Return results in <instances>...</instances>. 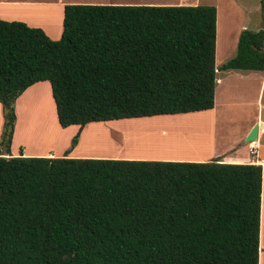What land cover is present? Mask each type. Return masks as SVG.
I'll use <instances>...</instances> for the list:
<instances>
[{"label":"trees","instance_id":"trees-1","mask_svg":"<svg viewBox=\"0 0 264 264\" xmlns=\"http://www.w3.org/2000/svg\"><path fill=\"white\" fill-rule=\"evenodd\" d=\"M217 20L68 4L59 40L0 20V264H259L261 165L11 155L16 102L41 82L61 127L80 126L71 148L91 123L214 109ZM222 70L264 72V29Z\"/></svg>","mask_w":264,"mask_h":264},{"label":"rangeland","instance_id":"rangeland-1","mask_svg":"<svg viewBox=\"0 0 264 264\" xmlns=\"http://www.w3.org/2000/svg\"><path fill=\"white\" fill-rule=\"evenodd\" d=\"M74 1L77 2H74L73 4H81V5H88V4L105 5L104 3L107 4L111 3L108 1H112V2L117 1V2H121L122 4H116V5L215 6L218 11L216 67L218 72L217 78L220 79L221 81L220 84H217V89H216V104H217L216 110L214 113H209V114L191 113V114L161 116V117H154L147 119H130V120H122V121H112L110 123L108 122L102 123L104 125L100 124L101 129H96L98 128L96 127L98 126V124H92L90 125L91 127L87 128L86 132L83 134V138L79 140L76 147L71 148L72 141L76 136L77 126H71L70 129L65 131V133H61L59 131V126H58L59 123L56 116V108L52 97L51 85L47 82V83H43L44 85H42L43 88H41L42 89L41 93H37V94L35 93L36 95H32L34 93L31 92L30 95H28V98L29 96L30 98L25 99L24 100L25 102H22L21 105L19 106L21 124L23 122L26 123V119L27 120L29 119V124L25 126V132H24V137L25 135L26 136L28 135L27 141L25 142L24 140H21L24 137L22 138V136H19L20 140L26 143V145H24L23 147L25 148L27 147L29 150H35L38 152H43L48 149H56L58 151H62L65 149V147H69V150L71 149L70 151L71 154L72 153L77 155L86 154L90 156L93 155L134 156V157L144 156V157H152V158H174V157L184 158L185 156V158H192L193 157L192 155L191 156H187V155L190 154L194 155V153L192 152L189 153V151H193V150L195 151L194 148H197L196 143L198 142H199L198 145L199 147L202 148L205 147L204 148L205 151L207 148H209L207 151H210L211 153L214 144L217 147H219L218 149H224L225 147L231 146L233 143L235 144L241 141V137H243V134L246 131L247 127L249 126L250 121H252L254 117H257L259 110L258 98L260 92L259 90L260 84L258 82V78L260 76L262 78L263 75L257 72L251 74L247 73L248 74L246 75L247 77L241 80V85H240L237 77L233 78L234 75L238 74V71L222 70V67L225 64H227L230 60L236 57L238 52V41L241 35L242 28L246 27V29L253 31H257L258 29H263L264 9L262 2H264V0H74ZM15 10L16 11L3 10V12L6 13V17H18V19L25 20L20 22H24L26 24H28L27 22L32 23L36 25L35 26L36 28L43 29L45 27H48L51 33L55 36L59 33L61 14L59 13L60 11L58 9L43 8V9H36L30 11L25 9H15ZM53 35L51 38L55 40H59V38L61 37V34L59 37L57 36L58 38H53L55 37ZM240 98H241V108L238 105ZM260 101H261L260 104L262 103L264 110V89L262 91ZM200 119L203 122H201ZM178 120L181 121L178 122ZM183 121H186L184 125L185 127L181 126V122L184 124ZM191 121H195V126H192L194 125V123ZM197 122L199 123L197 124ZM188 123L191 125V127H188L190 126ZM200 124L202 125L200 126ZM42 126L43 127L45 126L46 132L47 131L49 132V134L48 132L47 134L50 136L52 134V137L51 138L49 137L48 140L47 137L46 139L45 138L40 139L37 137V134H35L36 132L34 131V133L31 134V136L34 137L33 138L34 140L32 139V137H31L32 140H29V134H28L29 132L27 133V131L30 130V127L33 128L34 130V129H38L37 127L42 128ZM141 127L143 130L141 129ZM134 129L136 130L134 131ZM200 130L201 131L203 130V132L201 133ZM154 131H158V132L153 133ZM208 131H210L209 133L210 136L207 134ZM105 132H108V134H106ZM134 132H136V134ZM174 132L176 133V135ZM172 133L174 134L173 137L175 136L174 137L175 140L180 138L179 141L170 140L173 139ZM179 135H182V137L181 136L179 137ZM166 136L168 137V139H166ZM110 137L111 139L116 138L115 139L116 141H114L113 143ZM210 137H212L211 139L213 138L214 139L208 143ZM153 138L155 140H153ZM191 138L193 140H191ZM141 139L142 141L144 140V142L150 140L148 141L150 144L146 142L144 143L145 145L143 146L142 145L143 143H141L142 142ZM160 139H163V141L162 140L161 142L158 141ZM166 140H169L170 142L164 143V141ZM184 140H185V145H184ZM138 141L139 143L137 145ZM153 141H157V142H153ZM174 142H176L177 144ZM178 142L180 143L182 142V143L178 144ZM39 143L42 144V146H40ZM91 143H93V145L90 146ZM157 143L160 144L168 143L170 144V146L172 143H174V145L176 144L177 148L176 146L175 148L178 151L179 148L181 147L183 148L182 150H184V147L190 148L188 147L189 145L194 146V148L188 149L187 151L185 148L184 152L185 153L188 152L185 155L184 152L179 153L177 150L176 152L175 148L172 146L171 147L169 146L170 148L174 149L172 151L169 150L170 148L168 149V151L165 149L167 152L162 150L168 145L167 146L161 145L164 148L159 150L161 146L160 144ZM209 144H212V146ZM100 145H103V147ZM180 145L182 146L180 147ZM92 146L95 147L94 149H96L98 146L100 147H98V149L94 151ZM146 146L149 150L150 148L152 149L151 151H149V153L148 150L146 149ZM91 147L93 150H88V148L91 149ZM210 147L212 149H210ZM99 148H101L102 151H100ZM153 148H155V150ZM106 149L107 150L110 149L111 152L110 150H108V152L110 153L106 152L107 151ZM87 150L90 152H88ZM198 150L199 152L201 151V149H196L197 152ZM146 151H147V155L144 154L146 153ZM153 151L156 152L155 153L156 155L154 154ZM173 151H175L176 154L173 153ZM205 151L203 150L202 153H204ZM151 152H153V155H150ZM157 152H159L161 155L159 153L157 155ZM133 153L135 155H133ZM166 153H170L171 156ZM162 154H166V155H162ZM196 156L197 155L195 154V157Z\"/></svg>","mask_w":264,"mask_h":264},{"label":"crops","instance_id":"crops-1","mask_svg":"<svg viewBox=\"0 0 264 264\" xmlns=\"http://www.w3.org/2000/svg\"><path fill=\"white\" fill-rule=\"evenodd\" d=\"M74 2H77V1H74V0H0V19L6 20V21H17V20L18 21H25L22 19H18V17H6V13H4L3 10L16 11L15 9H25V10L30 11V10L43 9V8L58 9L60 11L59 13L61 14V23H60L59 33L55 36L51 33V31H50V29H48V27L43 28L45 33L50 38L52 37V35L55 36L53 38H58L60 36V34L62 37L63 30H64L63 24H64V16H65V6L68 4H73ZM108 2H111V3H109V4L104 3V4L105 5L122 4L121 2H117V1L116 2L108 1ZM263 9H264V6H263ZM8 15H10V14H8ZM27 23H28L27 25H29L30 27L36 28L35 27L36 25L29 23V22H27ZM62 28H63V30H62ZM263 29H264V25H263ZM244 30H249V29H246V27H244V28H242V31H244ZM260 30H262V29H258L257 31H254V32H258ZM242 31H241V33H242ZM250 31H253V30H250ZM53 40H55V39H53ZM234 71H238V74L234 75L233 78L237 77L240 85H241V80L243 78H246L247 77L246 75H248V74L257 72V73H260L263 75L262 78H261V76L258 78V82L260 84V89H259L260 92H259V98H258V103H259L258 104V108H259L258 114H257V117H254L253 120L250 121L249 126L247 127L246 131L243 134V137H241V141H239L235 144L233 143L231 146L225 147L224 149H218L219 147H217L214 144L213 150L210 153V155L208 157H204V158H152V157H134V156H107V155L90 156V155H86V154H78L77 155V154H73V153L72 154L68 153V156L71 158L136 159V160L189 161V162H210V161H213L214 159H221V162L226 163V164H256V165H261L263 168V178H262V196H261V233H260V246H259V250H260L259 264H264V110H263L262 103L260 104L261 94H262V91L264 89V72H262V71H243V70H234ZM43 83H47V82H41V83L35 84L31 88H29L16 102L15 106H16L17 121H16V125H15L13 142H12V146H11V155L13 157L20 156L21 154H23L25 157H48V158H58V157H64L65 155H67L69 147H65V149L62 151H58L56 149H48V150L43 151V152H36L35 150H29L27 147L26 148L23 147L24 145H26L25 142L27 141V136L25 135V137H24V132H25V126L27 124H29V119L28 120L26 119V123L23 122L21 124V117L19 114V106L21 105L22 102H25L24 101L25 99L30 98V96L28 98V95H30L31 92L34 93L32 95H36L37 93H41L42 92L41 88H43L42 85H44ZM220 83H221L220 79L217 78V84H220ZM216 89H217V87H216ZM51 92H52V89H51ZM238 105L241 108V98H240V101L238 102ZM216 106H217V104H216V96H215V107H214V109L209 110V111L198 112V113H204V114L214 113L216 110ZM55 108H56V106H55ZM56 116H57V112H56ZM166 116H169V115H166ZM157 117H161V116H157ZM149 118H154V117H149ZM140 119H147V118H140ZM57 120H58V118H57ZM125 120H130V119H125ZM24 123H25V125H24ZM58 123H59V121H58ZM102 123H107V122L88 124L86 127H84L82 129L81 136H80L79 140H81L83 138V134L86 132L88 127H91L90 125L98 124V126H96L98 128H96V129H101L100 128L101 125H104ZM108 123H110V122H108ZM256 124L261 125L262 130L259 132L258 141H255L256 146L258 147L257 153H256V155L252 156L250 153V147H249L250 143H247L246 139ZM58 126H59V131L61 133H65V131L70 129V127L62 128L60 124H58ZM3 129H4V113H3V106H2V104H0V141H1V136L3 134ZM79 130H80V126H77L76 134L78 133ZM105 133L108 134V132H105ZM19 136H22V138L24 137L21 140H24L25 142L21 141ZM110 139H111V137H110ZM115 139L113 138V139H111V141H113V143H114V141H116ZM5 156L8 157V155H5Z\"/></svg>","mask_w":264,"mask_h":264},{"label":"bare ground","instance_id":"bare-ground-1","mask_svg":"<svg viewBox=\"0 0 264 264\" xmlns=\"http://www.w3.org/2000/svg\"><path fill=\"white\" fill-rule=\"evenodd\" d=\"M200 120H201V119H200ZM180 121H181V120H178V122H180ZM204 121H205V120H204ZM206 121H207V120H206ZM183 122H184V124L181 122V126H184L186 121H183ZM191 122L194 123V125H192V126H195V121H191ZM201 122H203V121L201 120ZM189 123H190V122H189ZM189 123H188V124H189ZM198 123H199V122H197V124H198ZM178 124H179V123H178ZM182 124H183V125H182ZM190 124H191V123H190ZM190 124H189V125H190ZM205 124H206V123H205ZM205 124H204V125H205ZM201 125H202V124H200V126H201ZM163 127H164V126H163ZM172 127H173V126H172ZM179 127H180V125H179ZM184 127H185V126H184ZM188 127H191V125L188 126ZM204 127H205V126H204ZM37 128H38V129H34V130H33V128L30 127V130L27 131V133L29 132V133H28V134H29V140H32V139L34 138V137L31 136V134H33L34 131L36 132L35 134H37V137L40 138V139H41V138H45V139H46V137H47V140H48L49 137H50V138L52 137V134H51V136L48 135V134H49L48 131H47V132H48V134H47L45 126H44V127L42 126V128H39V127H37ZM195 128H196V127H195ZM201 128H202V127H201ZM207 128H208V127H207ZM141 129H142V127H141ZM145 129H146V128H145ZM145 129H144V130H145ZM147 129H148V127H147ZM135 130H136V129H134V131H135ZM142 130H143V129H142ZM153 130H155V129H153ZM166 130H167V127H166ZM172 130H173V129H172ZM207 130H208V129H207ZM195 131H196V130H195ZM200 131H201V130H200ZM205 131H206V130H205ZM45 132H46V134H45ZM147 132H148V130H147ZM155 132H158V131H154L153 133H155ZM172 132H173V131H172ZM183 132H186V131H183ZM192 132H193V131H192ZM202 132H203V130L201 131V133H202ZM27 133H26V134H27ZM134 133L136 134V132H134ZM174 133H175V132H174ZM181 133H182V132H181ZM195 133H196V132H195ZM209 133H210V131H208L207 134L209 135ZM35 134H34V135H35ZM141 134H142V133H141ZM165 134H166V133H165ZM165 134H164V135H165ZM177 134H179V133H177ZM187 134H188V133H187ZM46 135H47V136H46ZM157 135H158V134H157ZM173 135H174V134L172 133V137H173ZM175 135H176V133H175ZM211 135H212V134H211ZM153 136H155V135H153ZM162 136H163V135H162ZM180 136L182 137V135H179V137H180ZM191 136H192V135H191ZM191 136H190V137H191ZM198 136H199V135H198ZM209 136H210V135H209ZM27 137H28V135H27ZM31 137H32V139H31ZM54 137H55V136H54ZM54 137H53V139H54ZM135 137H136V136H135ZM159 137H161V136H159ZM174 137H175V136H174ZM174 137H173V139H170V140H171V141H174V140H175ZM195 137H196V136H195ZM206 137H207V136H206ZM38 138H37V139H38ZM154 138H155V137H154ZM154 138H153V140H155ZM157 138H158V137H157ZM176 138H177V137H176ZM186 138H187V137H186ZM201 138H202V137H201ZM211 138H212V137L209 138L210 140L208 141V143L211 142V140L214 139V138H213V139H211ZM106 139H107V138H106ZM166 139H168L167 136H166ZM179 139H180V138H178V139L175 140V141H179ZM183 139H184V137H183ZM33 140H34V139H33ZM100 140H102V139H100ZM161 140L163 141V139H160V140H158V141L161 142ZM191 140H193V139L191 138ZM206 140H208V139H206ZM38 141H39V140H38ZM45 141H46V140H45ZM49 141H50V140H49ZM90 141H91V140H90ZM135 141H136V140H135ZM141 141H142V139H141ZM148 141H150V140H148ZM148 141H146V142H148ZM151 141H152V140H151ZM196 141H197V138H196ZM32 142H33V141H32ZM42 142H43V141H42ZM100 142H101V141H100ZM146 142H144V140H143L141 143H143L142 145L144 146V145H145L144 143H146ZM153 142H157V141H153ZM165 142H170V141H169V140H166V141H164V143H165ZM213 142H214V141H213ZM33 143H34V142H33ZM37 143H38V142H37ZM138 143H139V141L137 142V145H138ZM148 143H149V142H148ZM151 143H152V142H151ZM162 143H163V142H162ZM174 143H176V142H174ZM174 143H172L171 146L175 148V146H176L177 143H176L175 145H174ZM181 143H182V142H181ZM181 143L178 142V144H181ZM201 143H202V141H201ZM34 144H35V143H34ZM43 144H44V143H43ZM45 144H46V142H45ZM45 144H44V145H45ZM149 144H150V143H149ZM157 144H160V143H157ZM186 144H187V143H186ZM196 144H197V145H196ZM196 144H194V145H196L197 148H194V146L189 145L188 147H190V148H186V147H184V150H182V149H183V148L181 147L182 145H180L181 148H179V151L176 149V148H177V146H176L175 151L177 150V151L180 153V152H184V151H185V148H186V151H187L188 149H193V148H194L195 151H196V149H201V151H200V152H199V150H198V152H197V151L195 152L194 150H193L194 152H193V151H189V153L192 152V153H194V155H193V154H190V155H187V156H191V155H192V156H193L192 158H204V157H208V155H210V151H207L209 148H207L206 151H205V149H204L205 147L202 148V147H199V146H198V145H199V142L196 143ZM206 144H207V142H206ZM37 145H38V144H37ZM39 145L42 146V144H40V143H39ZM91 145H93V143H91L90 146H91ZM95 145H97V144H95ZM139 145H140V144H139ZM142 145H141V146H142ZM155 145H156V144H155ZM161 145H164V146H165V145H166V146L168 145V146L164 148V147H162ZM173 145H174V146H173ZM184 145H185V140H184ZM203 145H204V144H203ZM209 145L212 146V144H209ZM100 146L103 147V145H100ZM100 146H98V147H100ZM141 146H140V147H141ZM148 146H149V145H148ZM160 146H161V147H160ZM160 146H157V147H160L159 150H161L162 148H164V149H162V150H164L165 152H167L168 149L171 147L170 144H168V143H166V144H160ZM169 146H170V147H169ZM92 147H93V149L95 148L94 146H92ZM92 147H91V149L88 148V150H93ZM98 147H97L96 149H98ZM140 147H139V148H140ZM151 147H152V146H151ZM154 147H155V146H154ZM178 147H179V146H178ZM191 147H192V148H191ZM206 147H207V146H206ZM143 148H145V147H143ZM96 149H94V151H95ZM102 149H103V148H102ZM141 149H142V148H141ZM146 149L148 150V153H149V151L152 150L151 148H150V150H149V149L147 148V146H146ZM153 149L155 150V148H153ZM165 149H166L167 151H166ZM180 149H181V150H180ZM202 149L205 151L204 153H202V152H203ZM210 149H212V148L210 147ZM88 150H87V151H88ZM99 150L102 151L101 148H99ZM104 150H105V149H104ZM106 150H107V149H106ZM108 150H110V149H108ZM108 150H107L106 152H108ZM137 150H138V149H137ZM169 150L172 151V150H174V149H173V148H170ZM94 151H93V152H94ZM164 151H162V152H164ZM175 151H173V153L176 154L177 151H176V152H175ZM36 152H38V151H36ZM88 152H90V151H88ZM106 152H105V153H106ZM110 152H111V150H110ZM110 152H108V153H110ZM153 152H154V154L156 153L155 151H153ZM153 152H151L152 154L150 153V155H153ZM159 152H161V151H159ZM159 152H157V155H158ZM139 153H140V152H139ZM170 153H171V152H170ZM170 153H166V154H169V155H170ZM173 153H172V154H173ZM184 153H185V152H184ZM187 153H188V152H186L185 155H186ZM197 153H199V154L202 153V154L199 155V154H197ZM140 154H141V153H140ZM144 154L147 155V151H146V153H144ZM159 154H160V153H159ZM166 154H162V155H166ZM175 154H174V155H175ZM195 154L197 155L196 157H195ZM133 155H135V154L133 153ZM155 155H156V154H155ZM160 155H161V154H160ZM179 155H181V154H179ZM198 155H199V156H198ZM148 156H149V155H148ZM170 156H171V155H170ZM143 157H144V156H143ZM166 157H168V156H166ZM174 158H175V157H174ZM184 158H185V156H184Z\"/></svg>","mask_w":264,"mask_h":264},{"label":"water","instance_id":"water-1","mask_svg":"<svg viewBox=\"0 0 264 264\" xmlns=\"http://www.w3.org/2000/svg\"><path fill=\"white\" fill-rule=\"evenodd\" d=\"M262 130V126L259 124H256L254 126V128L252 129V131L250 132V134L248 135L246 142L247 143H251V142H255L258 141L259 139V132Z\"/></svg>","mask_w":264,"mask_h":264},{"label":"built area","instance_id":"built-area-1","mask_svg":"<svg viewBox=\"0 0 264 264\" xmlns=\"http://www.w3.org/2000/svg\"><path fill=\"white\" fill-rule=\"evenodd\" d=\"M250 153L252 156L256 155L258 147L256 146L255 142L250 143Z\"/></svg>","mask_w":264,"mask_h":264}]
</instances>
